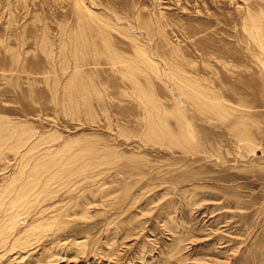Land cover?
I'll return each instance as SVG.
<instances>
[{
  "label": "rangeland",
  "instance_id": "374dc122",
  "mask_svg": "<svg viewBox=\"0 0 264 264\" xmlns=\"http://www.w3.org/2000/svg\"><path fill=\"white\" fill-rule=\"evenodd\" d=\"M0 138V264H264V0H0Z\"/></svg>",
  "mask_w": 264,
  "mask_h": 264
},
{
  "label": "bare ground",
  "instance_id": "6f19581e",
  "mask_svg": "<svg viewBox=\"0 0 264 264\" xmlns=\"http://www.w3.org/2000/svg\"><path fill=\"white\" fill-rule=\"evenodd\" d=\"M78 11H79V10H78ZM103 22H104V21H103ZM105 23H106V22H105ZM101 24H102V23H101ZM98 29H99V28H98ZM87 45H88V44H87ZM88 47H89V46H88ZM84 51H85V50H84ZM136 60H137V59H136ZM228 112H229V111H228ZM225 114H226V113H225ZM232 118H233V116H232ZM226 120H227V118H226ZM229 120H230V118H229ZM0 139H1V138H0ZM0 143H1V142H0ZM33 146H34V145H33ZM57 153H58V152H57ZM56 155H57V154H56ZM24 156H25V155H24ZM72 156H73V155H72ZM72 156L70 155V157H72ZM74 157H75V156H74ZM53 158H54V157H53ZM55 158H56V157H55ZM55 158H54V159H55ZM54 161H55V160H54ZM71 161H73V158L71 159ZM74 161H75V160H74ZM52 162H53V161H52ZM59 164H60V163H59ZM59 164H56L55 166H57V165L60 166ZM63 164H64V163H63ZM69 164H70V163H69ZM66 165H68V164H66ZM64 166H65V165H64ZM69 166H70V165H69ZM69 166H67V167H69ZM45 167H46V166H45ZM61 167L63 168V166H61ZM67 167H64V168L66 169ZM49 168H50V167H49ZM57 169H58V168H57ZM65 169H64V170H65ZM70 169H71V167H70ZM49 170H50V169H49ZM54 170H55V169H54ZM54 170H53V171H54ZM61 170H62V169H61ZM73 170H74V168L72 169V171H73ZM77 170H78V169H77ZM77 170H76V171H77ZM43 171H44V170H43ZM74 171H75V170H74ZM40 172H42V171H38V172H36V174L39 175ZM51 172H52V171H51ZM57 172H59V171H57ZM57 172H55L53 175H55ZM63 172H64V171H63ZM67 172H68V171H67ZM67 172H66V173H67ZM69 173H70V172H69ZM69 173H68V175H70ZM62 175H63V174H62ZM57 176H58V175H57ZM57 176H55L56 178H55V177H52V178H53V179H58ZM64 176H65V175H64ZM72 177H73V176H72ZM50 179H51V178H50ZM53 179H52V181H54ZM63 179H64V178H63ZM41 180H42V179H41ZM59 180H62V179H59ZM45 181H46V180H45ZM20 198H21V196H20ZM39 199H40V198H39ZM16 202H17V200H16ZM14 203H15V202H14ZM23 222H24V221H23ZM21 223H22V221H21ZM22 225H23V224H22ZM16 228H17V227H16ZM18 240H19V239H18Z\"/></svg>",
  "mask_w": 264,
  "mask_h": 264
}]
</instances>
